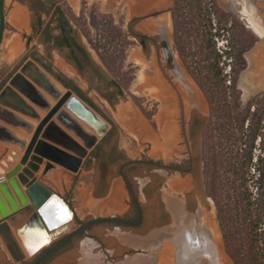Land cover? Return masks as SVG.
<instances>
[{"label": "rangeland", "instance_id": "rangeland-1", "mask_svg": "<svg viewBox=\"0 0 264 264\" xmlns=\"http://www.w3.org/2000/svg\"><path fill=\"white\" fill-rule=\"evenodd\" d=\"M135 1L43 0L45 8H39L33 0H12L13 5L25 8L28 13L31 21L28 31L27 28L18 29L9 21L8 14L12 5L6 0V14L11 28L5 32L4 38L19 33L25 47L18 56L2 61V41L0 88L25 61L34 59L58 91L72 89L80 95L77 89L80 90L87 98V103L109 123V130L103 137H99L94 148L88 150L78 171L68 168L63 162L50 160L52 167L48 170L43 167L39 174V178L49 175V178L44 177L49 182V187L63 196L75 212L73 227L66 233L78 228L79 219L88 221L97 216L129 213L131 196L124 175L131 181L142 202L144 214L149 218L139 227L106 223L95 225L86 235L75 236L69 247L50 258L46 264H138L141 261L151 264H188L189 256L184 254V251L186 247L191 246L192 240H187L186 247L183 246L184 226L199 231L203 226L201 207L209 205L214 206V217L219 226L214 200L207 193L204 179L203 184H198L194 173L195 142L208 121L209 106L175 48L173 21L170 18L174 0H163L162 3L153 1L150 8V11H162L159 17L162 16V26H166L165 40L177 53L175 59L167 56L165 63L163 52L159 50L160 61L158 67L156 66L157 70L153 69L149 58L142 54L144 46L138 38L144 40L148 33L141 31L138 26L151 19L155 27L159 17H150V11L147 14H131ZM218 1L225 10L235 15L233 10L226 8L228 1L234 3L235 0ZM256 5L264 11V0H256ZM242 6L245 7L244 4ZM103 14L112 16L131 41L125 63L134 76L129 86L122 84L109 71L73 19L74 15L82 17L81 22L86 24L95 38L97 27L105 20ZM262 15L264 18V12ZM30 36L32 40L28 44ZM56 36L65 40L58 41ZM68 38H76L81 45V50H77L82 65H78L70 57L68 52L72 46ZM259 41L264 42V39L258 37L255 46L246 53L247 68L239 78V86L241 84L248 89L246 96L243 95L245 101L264 92V84L257 79L262 63L254 52ZM82 53L87 56L86 59ZM60 57L64 58V64L59 60ZM179 65H182V68ZM72 70H76V74H73ZM39 89L44 91L43 94L50 104L57 99L50 91L44 90L45 88ZM43 111L45 112L44 108H39L41 115L44 114ZM55 120L44 133L45 139H42L50 144L55 143L52 145L66 154L78 156L77 148L85 147L84 138L78 134L75 126H70L63 120V116ZM27 122L29 127L12 130L23 141H27L34 126L30 119ZM78 123L81 125L79 121ZM15 129L21 131L17 132ZM88 131L93 133L91 129ZM6 146L15 144L8 145L0 141V151L5 150ZM176 176L192 181L195 186L191 189L188 204L194 217L185 219L183 215L182 224L169 228L167 224L173 220V216L165 209L170 201L168 197L182 199L185 196L177 188L171 187L170 177ZM119 183L121 187L118 186ZM114 199L116 203L113 202ZM7 223L10 231L6 230L5 233L9 238L16 225L10 219ZM154 231L156 237H153ZM3 235L6 237L0 228V264H31L35 257H29L21 251L23 258L18 260Z\"/></svg>", "mask_w": 264, "mask_h": 264}, {"label": "trees", "instance_id": "trees-1", "mask_svg": "<svg viewBox=\"0 0 264 264\" xmlns=\"http://www.w3.org/2000/svg\"><path fill=\"white\" fill-rule=\"evenodd\" d=\"M33 1L43 7V0ZM171 14L175 48L209 106L203 131V173L207 193L216 205L225 251L233 264H264V92L245 101L239 86L248 64L246 53L258 37L218 0H174ZM103 17L95 38L82 17L73 19L109 71L129 86L134 76L125 63L131 41L112 16ZM10 28L6 0H0V52ZM124 177L131 196L129 213L79 219L78 228L44 248L31 264H46L69 247L75 236L86 235L95 225L141 226L142 202ZM0 228L5 235L10 231L7 222ZM9 249L18 260L23 258L15 243L9 242Z\"/></svg>", "mask_w": 264, "mask_h": 264}, {"label": "water", "instance_id": "water-1", "mask_svg": "<svg viewBox=\"0 0 264 264\" xmlns=\"http://www.w3.org/2000/svg\"><path fill=\"white\" fill-rule=\"evenodd\" d=\"M226 8L230 9L228 4ZM233 12L237 18L259 37V33L247 19L244 18L240 10L235 8ZM31 40L32 37L30 36L28 38V44ZM36 85L45 88L58 97V90L41 71L36 61L34 59H28L21 66L20 70L13 75L9 84L0 92V103L7 102V104L14 106L20 111L28 113L27 110H25L28 106L24 107L14 101V99H16L15 97L18 98L19 96L15 90L18 89L35 103L42 107L49 108L50 103ZM71 92L72 90L69 89L42 118L33 138L27 146L25 154L19 162L6 160L8 153L4 158L0 159V222L7 218L16 225L14 233H12L9 238L3 236L8 246L9 242H13L18 246L20 251L26 254V250L30 248L33 249L34 252L31 257H36L44 248L51 245L55 240L71 230L73 224L72 220L75 218V212L67 200L40 180L39 174L43 169L42 165H44L45 170H48L53 165L50 160H57L63 162L68 168L78 171L82 165V158L88 154L89 149H92L98 143L99 140L97 138L104 135L108 130V122L103 121L99 125L94 120L93 114L85 110L79 100L75 102L76 106H78V109H84V111H82V114H84L83 116L96 127V134L89 133L83 130L82 126L77 122L78 120L67 111L62 115L63 120L68 125L75 126L78 134L85 140V147L77 148L79 155L72 156L66 154L45 140H39L44 126L71 96ZM0 119L15 124L3 114H0ZM27 127H29L28 122ZM202 131L195 142L194 154V173L196 181L200 185L201 183L203 184L204 179ZM12 135L15 137L16 142L20 143L23 141L15 134ZM36 146V152L29 161L31 153ZM45 159H47V161H45ZM2 166L5 168L4 170H2ZM24 186L26 188H24ZM65 212H67V215H65ZM146 219L147 216L145 213L144 221ZM32 231L35 232L34 235H32Z\"/></svg>", "mask_w": 264, "mask_h": 264}, {"label": "bare ground", "instance_id": "bare-ground-1", "mask_svg": "<svg viewBox=\"0 0 264 264\" xmlns=\"http://www.w3.org/2000/svg\"><path fill=\"white\" fill-rule=\"evenodd\" d=\"M11 1L12 0H7V2L10 3V5L13 6V7L11 6V9H10L9 14H8L9 21L15 27H17L18 29L21 30L23 28H27V30L29 31L30 30V26H31V21L29 19V15L26 12L25 8L17 7L15 5H13ZM153 1H156L157 3L158 2L162 3L163 0H152V1L151 0H136L135 3L132 4V7H131L132 8V13L131 14H135L136 12L137 13L140 12V14L142 12H143V14H144V12H146V14H147V12L150 11V8L152 7L151 4H152ZM164 2H165V0H164ZM227 4H228L229 8L232 9V10L235 9V8L237 10H240V12L244 16V18H246L247 21L259 33V38H261V39L263 38L264 39V18H263V15H262V12H264V11L260 10V8L256 5V0H235L234 3L231 2V1H228ZM243 4L245 5V7L242 6ZM155 6H157V5H155ZM161 20H162V16L159 17L157 22H161L162 23ZM168 20H170V19H168ZM153 23H154V21L152 22L151 19H149V20L145 21L142 25H140L138 27H139V29L141 31L143 30V31L151 32L152 35H153V31H154V28H155ZM165 28H166V26H165ZM148 45H149L148 49L144 48L143 49L144 51H142V54H143L144 57L149 58V60L151 61V64H153V67H154V68L153 67L152 68L154 70H157L156 66L158 67V62L160 61L159 49L157 47V44H155L154 42H151ZM24 47H25V42L22 40L21 35L19 33H13L12 35L5 37L4 40H3V44H2L1 60L2 61H7L9 59H12L13 57L18 56L24 50ZM254 52H256V54H257L256 56H258L260 58L261 63H262V66L260 67L261 69L258 71V74H257V79L264 84V42H260L259 41L258 45L255 47ZM148 56H150V57H148ZM59 60L64 64V62H65L64 58L60 57ZM178 62H180V61H178ZM65 64H67V62ZM179 66L182 68V65H179ZM75 71L76 70H72L71 72L73 74H76ZM85 83L88 84L87 81H85ZM36 86H37V88H40V86H38V85H36ZM240 86L242 88L243 95L246 96V94L248 93V89L246 87L242 86L241 84H240ZM15 90L17 91L19 96H18V98L15 97L16 99H14V101L16 103L24 106V107L28 106L27 108H25V110H27L28 113L20 111L19 109L15 108L14 106H11V105L7 104V102L6 103H0V107H1L0 114H3L5 117H7L8 119H10L11 121H13L15 123V124H11V122L9 123V122H6L5 120L0 119V141L3 142V143H6L8 145L9 144L10 145L11 144H15V146H10L11 147L10 151L7 154L8 156H7L6 160H9V161H17V159H21L22 158V156L25 154L27 146L30 143L31 139L33 138V135H34L35 131L37 130V127L40 124L42 118L47 114L49 109L65 93L68 92V90H64L62 92L58 91V97H56L57 99L54 101V98H53L52 101H54V102L52 104H50L49 108H45V107H42L39 104L35 103L32 99H30L27 95H25L24 93H22L18 89H15ZM44 90H46V89H44ZM41 92L44 93V91H41ZM47 95H48V93H47ZM53 95H55V94H53ZM76 101L81 102L82 105H83V108L85 110H87L88 112H90L91 114H93L94 120L99 125L101 124V122L105 121L84 100H82L74 92H71V96L61 106V108L56 112V114L51 118V120L44 126V128L42 130V133H41V135L39 137V140L44 138L43 135L46 132V130L49 128L50 124L55 119H57L60 116H62L65 111H67L71 116H73L76 120H78L81 123V126H82L83 130L89 132L88 129H91L93 131L92 134H96V127L93 126L85 118V116H83L84 114H82L83 113L82 111H84V109L83 110L82 109H78V106H76V103H75ZM39 108H44L45 109V112L43 111L44 114H42V115L40 114L42 112V109H41V112H39ZM28 119H30V121L34 122V126L31 129L32 133H31L30 136L27 134V136H29L27 141H22L23 143L22 142L18 143V142L15 141V137L12 135V134H14L12 130H14L13 128H18V127H26L27 128V120ZM55 123H57V122H55ZM63 124H66V123H63ZM57 126H58V123H57ZM61 128H63V127H60V129ZM15 130L17 132L21 131V130L19 131V129H15ZM66 130L68 131L69 129L66 128ZM108 130H109V124H108ZM107 131H106V133H107ZM71 132H68V133L71 134ZM68 133H66V134H68ZM89 133H91V132H89ZM104 135L99 136V137H103ZM77 137H79V135ZM99 137L97 138L98 140H99ZM80 139H81V137H80ZM53 140H55V139H53ZM52 144H55V143H52ZM36 148H37V146L35 147V149L31 153L29 161L32 159V156L35 154ZM4 169L5 168L3 167L2 170H4ZM170 179L172 180L171 181V187H173L174 189L177 188V190H180V192H182L185 196L182 199L176 198L175 196H169L168 197L169 198L168 200H170V201L167 200L168 203H167V206H165V209L167 210V212L170 213L171 216H173V220L171 219L168 222V224H167V226L169 228L177 227L178 225L182 224L181 217L183 215H185V219H187V218L192 219L194 217V213L190 212V210H189L190 208H189L188 204H189V196H190L191 189L193 187H195L194 184L191 183L192 181L187 180V179H183L181 176H176V178L170 177ZM118 186L121 187V184L119 183ZM115 189H113V190H115ZM120 189H122V188H120ZM115 194H117V193L115 192ZM111 196H112V194H111ZM191 196H192V194H191ZM111 199H112V197H111ZM114 201H115V199L113 200V202ZM114 203H116V202H114ZM103 206H105V205H103ZM113 207H114V205H113ZM201 209H202V221H203L202 223H203V226L200 228L199 231L193 230L192 235H193L194 238L191 241V246L186 247L185 251H184V254H187V256H189L188 257V261H187V262H189L188 264H233L232 260L230 259V257L228 256V254L226 253L225 248H224L221 231H220L219 226L217 224V220L214 217L216 215V212L214 210V206L213 205H209L208 207H201ZM147 219H149V218L147 217ZM73 220H74V218H73ZM15 228H16V226H15ZM34 233L35 232L32 231V235H34ZM154 233H155V231H154ZM163 234H164V232L162 231L161 235H163ZM129 237H131L130 234H129ZM153 237H156V233L153 235ZM168 240H171V239H168ZM26 252H27V255L29 257H31V255L33 256L34 250L30 248L29 250H26ZM179 263H181V262H179ZM138 264H151V263L148 262V261H145V262L141 261ZM185 264H187V263L185 262Z\"/></svg>", "mask_w": 264, "mask_h": 264}, {"label": "flooded vegetation", "instance_id": "flooded-vegetation-1", "mask_svg": "<svg viewBox=\"0 0 264 264\" xmlns=\"http://www.w3.org/2000/svg\"><path fill=\"white\" fill-rule=\"evenodd\" d=\"M42 8H45V6H44V4H43V7ZM154 12V13H153ZM161 12L162 11H160V10H151L149 13H148V15L150 16V17H156V18H158L159 17V15L161 14ZM170 14H171V12H170ZM149 17V18H150ZM171 18H172V16H171ZM41 20V18L39 19V21ZM155 32L153 33V35H152V33L151 32H147L148 34V37L147 38H145L144 40L143 39H141V38H138V41L140 42V43H143V46H144V48L145 49H148V44L149 43H151V42H154L155 44H157V47H158V49L161 51L162 50V52H163V55H164V61H165V59H166V57L168 56V57H171V58H176V56H177V53H176V51L173 49V47H172V45H170V44H167V42H166V40H165V33H166V28L165 27H163L162 26V24H161V22H158V23H156L155 24ZM172 30H173V23H172ZM143 31V30H142ZM60 36H56V39L59 41H64L65 40V38H62V37H60ZM69 39V38H68ZM76 38H70L69 39V44L72 46V48L69 50V55H70V57H72V59L78 64V65H82L83 63L80 61V59H79V53H78V50H77V48L79 49L80 47H81V45L79 44V42H77V40H75ZM74 46H76V47H74ZM80 50H81V48H80ZM83 54V53H82ZM83 55H85V54H83ZM86 55H85V59H86ZM180 60V59H179ZM181 62V61H180ZM25 63V62H24ZM23 63V64H24ZM165 63H166V61H165ZM22 64V65H23ZM21 68V67H20ZM20 69H17L16 71H15V73H17L18 71H19ZM15 73H13V75L15 74ZM13 75L9 78V79H7V81L5 82V84H3L2 85V87L0 88V92L4 89V87L6 86V85H8L9 84V81H10V79L13 77ZM66 90H69V89H66ZM72 90V89H71ZM77 91L79 92V94L81 95H78L77 93H75L73 90H72V92H74L77 96H79L82 100H84L86 103H87V98L85 97V95L80 91V90H78L77 89ZM86 99V100H85ZM88 104V103H87ZM89 105V104H88ZM90 106V105H89ZM91 107V106H90ZM92 108V107H91ZM93 109V108H92ZM105 120V119H104ZM105 122H106V120H105ZM109 124V123H108ZM192 232H193V229L190 227L189 228V226H184V228H183V231H182V235L184 236V239H183V246H185L186 247V242H187V240H192V237H193V235H192Z\"/></svg>", "mask_w": 264, "mask_h": 264}, {"label": "crops", "instance_id": "crops-1", "mask_svg": "<svg viewBox=\"0 0 264 264\" xmlns=\"http://www.w3.org/2000/svg\"><path fill=\"white\" fill-rule=\"evenodd\" d=\"M10 148H11L10 146H6L5 150H3V151L1 150V151H0V159L5 157V155L10 151ZM19 161H20V159H17V162H19ZM42 167H43V165H42ZM44 177H45V178H47V177L49 178V175H46V176H44ZM44 177H43V178H40V180H41L42 182H44L46 185L49 186V185H50L49 182H48ZM46 182H47V183H46ZM24 188H26V187L24 186ZM2 222H8V219H7V218H6V219H3V220L1 221V223H2Z\"/></svg>", "mask_w": 264, "mask_h": 264}, {"label": "snow or ice", "instance_id": "snow-or-ice-1", "mask_svg": "<svg viewBox=\"0 0 264 264\" xmlns=\"http://www.w3.org/2000/svg\"><path fill=\"white\" fill-rule=\"evenodd\" d=\"M65 215H67V212H65Z\"/></svg>", "mask_w": 264, "mask_h": 264}]
</instances>
